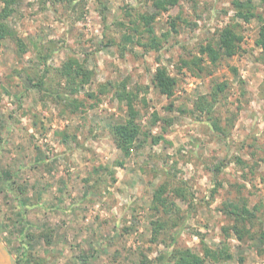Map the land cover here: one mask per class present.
<instances>
[{
  "label": "rangeland",
  "instance_id": "obj_1",
  "mask_svg": "<svg viewBox=\"0 0 264 264\" xmlns=\"http://www.w3.org/2000/svg\"><path fill=\"white\" fill-rule=\"evenodd\" d=\"M252 1L256 16L245 20L232 0H179L152 23L158 49L123 40L131 18L155 11L152 0L10 3L4 22L28 48L21 52L10 36L0 41V239L18 264H155L170 249L201 255L223 241L233 257L219 264H264V51L255 45L264 2ZM230 24L242 35L236 53L193 65L199 46L217 47ZM48 40L58 49L40 88L32 82L45 69L31 44ZM68 56L93 70L70 95L77 107L57 98L70 92L55 69ZM158 65L177 80L170 98L151 84ZM107 81L140 90L142 145L122 166L112 127L127 108L112 87L100 93ZM200 96L222 129L195 112ZM161 184L173 203L155 213ZM243 200L255 207L254 236L239 242L223 228L235 222L231 203ZM157 216L164 227L155 236Z\"/></svg>",
  "mask_w": 264,
  "mask_h": 264
},
{
  "label": "trees",
  "instance_id": "obj_2",
  "mask_svg": "<svg viewBox=\"0 0 264 264\" xmlns=\"http://www.w3.org/2000/svg\"><path fill=\"white\" fill-rule=\"evenodd\" d=\"M4 3V6L0 9V41L7 36L15 39L17 44V49L21 52H25L28 46L25 42L14 34L10 27L4 22L6 17L11 13V8H9L10 3H13L14 0H1ZM179 0H152V6L155 11L152 13H138L135 18H131L132 26L127 27L128 32L123 35L124 41H135L136 44L141 45L150 49H158L161 45V39L159 36H155L152 23L156 18L158 12L168 11L171 7L177 5ZM264 2V0H260ZM232 4L236 9V15L245 20L250 19L251 17L256 16L254 12V5L252 0H232ZM141 24V29L138 24ZM237 24L226 25L219 30L217 38V47L211 43L202 44L199 46V55L200 57L193 58L190 62L193 65H199L202 61L203 56H206L211 62L215 63L221 57L232 56L236 53L239 48V43L242 40V35L237 29ZM146 33V40H142L143 34ZM136 35V38L134 36ZM255 45L264 51V24L260 26L259 34L255 40ZM32 51L35 53L37 60L42 63L45 74L37 82H32L33 85H37L40 88L44 87V78L47 73V60L48 58L57 51L58 46L54 44V40H48L46 47L39 45V42H32ZM188 65L187 61H184ZM56 73L64 79L67 87L69 88V93L65 96L57 95L58 100L62 103L63 101L69 100V103L74 107L78 106V101L76 98H72L75 92L79 91L81 87L87 84L93 75V70L89 69L84 65L77 57L68 56V58L62 62V64L55 68ZM176 78L172 76L167 68L163 65H158L151 77V84L153 87L162 95L166 97H171L174 93ZM126 82L114 83L113 81H107L104 84H101L100 93L107 91L108 86L112 87L115 97L121 101L125 102L127 108V118L124 122L116 123L112 127L113 140L116 147L120 150L122 159H119L117 162L118 166L124 164V159L130 155V151L133 150L134 146H141L142 142L136 140L140 134V127L136 122V117L138 115V110L136 108V101L139 98V91L137 89H129ZM223 86L217 84V90L222 89ZM216 94V93H215ZM88 96H94L93 93L87 94ZM145 103V98L140 99ZM64 103V102H63ZM206 103V105H204ZM195 104V103H194ZM208 100L205 96H200L195 104V112L199 111L202 116H207L205 119L211 122L213 128L220 130L221 126L215 122L214 119L209 117V112L211 111V103H209V108H207ZM69 105V104H67ZM157 114L154 112L153 116L157 118ZM165 121H167L165 119ZM157 140V139H155ZM166 187L164 184H161L153 192L151 210L157 213L162 209L163 213H166L167 209L170 208V203H173L169 196L165 195ZM176 195H180V192H177ZM234 207L232 212L234 215L235 222L230 224V227L223 228V231L226 233V236H230L231 233L236 236L239 242H244L247 237L252 239L254 234L251 232L249 225L252 223V219L255 216L254 209L255 207L249 208L247 202L231 203ZM225 209H223L224 211ZM153 235L156 234L164 227V221L155 219L153 222ZM264 236V234L262 235ZM172 241H175L173 238ZM202 254L194 252L190 248H180L177 250L170 249L167 252L161 253L155 264H169L171 261H174V264H203L208 261L211 264H219L221 262H226L232 259L233 255L230 252L228 242H221V246L210 247L204 245L202 248Z\"/></svg>",
  "mask_w": 264,
  "mask_h": 264
},
{
  "label": "water",
  "instance_id": "obj_3",
  "mask_svg": "<svg viewBox=\"0 0 264 264\" xmlns=\"http://www.w3.org/2000/svg\"><path fill=\"white\" fill-rule=\"evenodd\" d=\"M0 264H18L9 249L0 239Z\"/></svg>",
  "mask_w": 264,
  "mask_h": 264
}]
</instances>
